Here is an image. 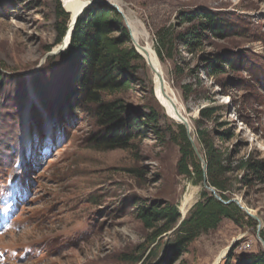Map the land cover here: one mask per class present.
Returning a JSON list of instances; mask_svg holds the SVG:
<instances>
[{"label":"rangeland","instance_id":"rangeland-1","mask_svg":"<svg viewBox=\"0 0 264 264\" xmlns=\"http://www.w3.org/2000/svg\"><path fill=\"white\" fill-rule=\"evenodd\" d=\"M115 2L126 17L144 26L149 37L141 41L155 53L156 32L178 23L185 12L204 8L238 16L237 34L205 49L208 53L220 46L237 54L239 70L231 73L232 80L223 79L231 88L221 91L213 80L200 78L212 104L225 106L234 98L222 120L235 131L225 145L237 150L235 160L251 153L264 161V0ZM58 4L66 13L61 0H0V264H157L163 247L136 255L147 231L134 216V203L168 202L180 212L184 197L191 195L186 218L203 184L178 175L179 147L170 139L171 134L178 136V123L164 115L154 98L142 58L135 62L129 91L116 97L128 105L153 107L160 115L162 139L148 132L130 150L88 149L90 120L67 106L72 78L64 76L62 53L50 55L62 44L57 43ZM177 50L176 62L159 61L192 131L198 110L210 103L202 95L184 97L181 87L193 82L188 69L196 58L180 45ZM175 65L184 72L177 74ZM231 192L232 199L241 200L260 220L259 235L264 234V177L251 184L235 182ZM255 224L224 220L217 230L197 238L174 264H213L223 249L238 243V252L263 250Z\"/></svg>","mask_w":264,"mask_h":264},{"label":"trees","instance_id":"trees-1","mask_svg":"<svg viewBox=\"0 0 264 264\" xmlns=\"http://www.w3.org/2000/svg\"><path fill=\"white\" fill-rule=\"evenodd\" d=\"M57 13V43H60L67 30L69 15L59 4ZM237 20L238 16L231 13L196 8L181 14L178 23L156 32L155 50L161 62L166 59L176 62L175 58L179 56L177 45L196 58V65L188 69L193 82L181 87L184 97L202 95V99L210 103L198 110V118L191 131L206 164L205 174L187 139L185 128L177 124L178 136L171 134L170 139L179 147L178 175L197 185L203 183L205 176L207 185L214 188L224 201L232 199L231 187L235 182L251 184L253 179L262 180L264 177L263 160L254 159L251 153L235 160L237 150L225 147L235 138L234 129L228 127L231 122L222 120L234 98L230 96L225 106L212 104L210 91L200 78L202 74L213 80L221 91L229 90V84L223 79L232 80L230 75L239 70L237 54L222 50L220 46L208 53L205 49L214 41L224 42L230 35L237 34ZM184 26L187 28L178 32ZM60 56L64 76L69 73L72 78V88L68 89L71 102L67 106L86 116L93 128L85 139L89 150H130L138 147L148 132L162 139L160 115L153 107L128 105L123 98L116 97L129 91L130 77L137 71L135 62L141 60L130 44L123 19L116 10L107 5L86 10L72 31L68 48ZM175 67L177 74L184 72L181 65ZM261 78L264 81V77ZM234 87L239 89V86ZM237 119H241L240 116ZM238 174H242L239 179ZM134 216L147 231L144 242L136 248V255L143 256L152 247H163L157 264H174L197 238L217 230L224 220L237 226L249 221L252 227L256 226L255 221L235 204L223 205L205 189L180 224L178 207L168 202H135ZM172 231L171 240L164 242ZM261 237L264 239V234L261 233ZM238 248L239 243L227 253L223 264H264V250L238 252Z\"/></svg>","mask_w":264,"mask_h":264},{"label":"bare ground","instance_id":"bare-ground-1","mask_svg":"<svg viewBox=\"0 0 264 264\" xmlns=\"http://www.w3.org/2000/svg\"><path fill=\"white\" fill-rule=\"evenodd\" d=\"M110 1H116V0H110ZM61 2L65 10L71 13L74 18V16L81 10V8L87 5L90 1L89 0H61ZM118 6L120 7V5ZM127 24L133 36L132 37L133 40L138 45L136 50L141 55V58L143 59L145 65L147 66L150 72L149 74L151 76L152 86L154 88L153 89L154 98L158 102L159 106L162 108L164 115L171 121L175 123H179V117H178L176 110H178L182 115H184L183 110L181 108V105L179 104L177 97L175 96V94L173 93L170 86L165 80L161 63L159 59L157 58L155 51L152 49V47L148 43H146L147 42L146 40L149 36L147 32L145 31V29L143 28L144 26L140 27L139 25H136L133 21L129 19L128 16H127ZM142 39H144L146 42L142 43L141 41ZM66 43H67V40H66ZM61 45H59L56 48V51L60 50ZM160 79H161V82H160ZM165 95H167L168 97H166ZM191 198H192L191 195H186L184 197L181 203V206H180L181 214L184 215L186 213L187 209L189 208L188 206L191 202ZM225 252H226V249H223L217 256L213 264H217L219 260L222 258V256L225 254Z\"/></svg>","mask_w":264,"mask_h":264},{"label":"water","instance_id":"water-1","mask_svg":"<svg viewBox=\"0 0 264 264\" xmlns=\"http://www.w3.org/2000/svg\"><path fill=\"white\" fill-rule=\"evenodd\" d=\"M89 1L90 2L87 5L83 6L81 8V10L74 16V18H73L71 13L66 12L69 15V23H68V26H67V30H66L65 36L62 39L61 48H60V50H57L55 53H52L50 55L54 56L57 53H63V51H65L68 48L69 43H70V38H71L72 31H73L77 21L83 16V14H84V12L86 10H88L90 8H93V7L97 6V5H107V6L111 7V8H113L114 10H116V12L122 17V19L124 21V24H125V27H126L128 33H129L132 46H133L135 52L141 57V55L136 50L138 45L133 40L132 35H130L131 31H130L129 26L127 24V17L124 15L123 10H121V8L118 6V4L115 1H110V0H89ZM66 40H67V43H66ZM160 82H161V79H160ZM165 96L168 97L167 95H165ZM176 112H177L178 117H179V123L178 124L182 125L185 128L187 139L189 140L196 157L201 162L202 169H203V172L205 174L206 164H205L203 158L201 157V155L199 154L194 140L192 139V136H191V125L188 122V120L185 118L184 115H182L178 110H176ZM202 184H203V188L205 190H207L218 202H220L223 205L235 204L248 218L252 219L253 221H255L257 223V239L261 243L262 248L264 250V241L262 240L261 236L259 235L260 234V230H261V222H260V220L246 206H244L242 204L241 200L235 198V199H231V200H228V201H224L219 196V194L217 193V191L214 188L209 187L207 185L205 176H204ZM184 219H185V214L184 215L181 214V220H180L179 224ZM230 248H231V246L226 249L225 254L222 256V258L219 260V262L225 257V255L230 250ZM219 262L217 264H219Z\"/></svg>","mask_w":264,"mask_h":264}]
</instances>
